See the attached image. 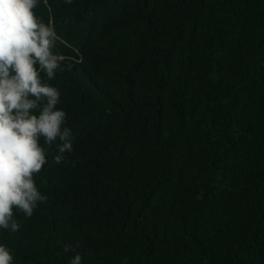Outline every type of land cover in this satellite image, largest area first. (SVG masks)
I'll use <instances>...</instances> for the list:
<instances>
[{
	"label": "trees",
	"instance_id": "1",
	"mask_svg": "<svg viewBox=\"0 0 264 264\" xmlns=\"http://www.w3.org/2000/svg\"><path fill=\"white\" fill-rule=\"evenodd\" d=\"M33 11L59 37L61 68L41 78L73 150L57 164L61 141L40 137L47 200L0 228L13 264H264V0Z\"/></svg>",
	"mask_w": 264,
	"mask_h": 264
},
{
	"label": "clouds",
	"instance_id": "2",
	"mask_svg": "<svg viewBox=\"0 0 264 264\" xmlns=\"http://www.w3.org/2000/svg\"><path fill=\"white\" fill-rule=\"evenodd\" d=\"M38 3L0 0V228L12 232L21 227L13 219L14 208L30 218L47 200L33 179L47 163L40 137L49 147L61 141L54 157L57 164L73 150L72 132L62 128L66 113L56 107L61 93L41 78L43 72L47 80L54 79L63 57L53 51L59 39L54 27L33 11ZM72 247L66 244L63 250L67 253ZM0 264H13V255L4 245H0ZM69 264H82V256L76 254Z\"/></svg>",
	"mask_w": 264,
	"mask_h": 264
}]
</instances>
